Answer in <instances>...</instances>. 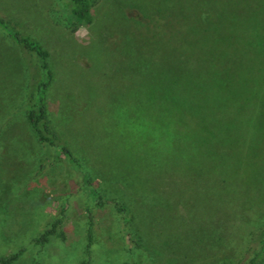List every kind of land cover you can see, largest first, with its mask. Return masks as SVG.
Instances as JSON below:
<instances>
[{
    "label": "rangeland",
    "instance_id": "1",
    "mask_svg": "<svg viewBox=\"0 0 264 264\" xmlns=\"http://www.w3.org/2000/svg\"><path fill=\"white\" fill-rule=\"evenodd\" d=\"M65 4L0 0V17L49 53L48 113L80 163L35 140L22 108L23 54L0 30V258L249 264L264 237V0H95L90 23L74 21ZM156 42V55L180 58L161 65L183 69L174 82L185 75L193 83L189 100L183 90L179 97L184 105L167 81L143 76L135 63L149 58ZM118 131L135 149L117 142ZM118 156L128 158L134 175L112 171ZM119 174L130 187L116 181ZM186 184L189 196L181 197L197 209L175 219L172 198V212L151 211L166 188ZM134 188L147 195V206L134 203ZM121 199L133 202L132 215L145 223L138 232L129 234L117 220L112 201ZM152 219L160 224L151 228ZM47 229L52 233L42 237ZM173 241L176 256L168 248Z\"/></svg>",
    "mask_w": 264,
    "mask_h": 264
},
{
    "label": "trees",
    "instance_id": "2",
    "mask_svg": "<svg viewBox=\"0 0 264 264\" xmlns=\"http://www.w3.org/2000/svg\"><path fill=\"white\" fill-rule=\"evenodd\" d=\"M94 1L95 0H66L65 5L67 6L69 14L73 17L74 21H76L77 23H90L91 18H92L90 9ZM207 14L208 13L206 12V16L204 17L209 19ZM187 26H189L190 28H192V30L195 31L197 24L195 22L194 23L191 22V23H187ZM0 30L3 31L7 36H9L11 40L17 46L20 47L22 54H23L22 62L26 70V81L24 84V95H23L22 108L24 110V116H25L27 125L30 131L32 132V134L34 135L35 140L43 148H47L48 146L59 147L61 154L66 155L71 162H74L79 165L80 164L79 161L73 155L68 145L62 140L57 128L54 126L49 116V113H48L46 94L52 82L54 72H53V69L49 61V53L47 49L43 46V44L38 38L32 36L30 33L19 30L10 20H7V19L4 20L2 17H0ZM160 44L161 43L156 42L153 45L157 50L150 53L148 55L149 58H147L146 56L140 55L139 58L141 60L140 61L136 60L137 62L135 61V63H137L138 67L140 68L139 72H141L143 76H147L144 74L148 73L150 77H153L152 79L155 78L160 81L161 80H164L165 82L167 81L166 83L169 85L168 86L169 90L173 91V92L171 91V96L173 97V99H178L179 100L178 103L179 104L181 103L184 105L183 100L185 99L189 100L187 97L188 95L193 94V92L195 91V88L193 86V83H190L191 79H187L185 75H184V79L179 78V83L181 84L174 82V81H177V79L174 78L175 77L174 74L179 73V71L182 72L183 70L182 68H179L178 65L172 66V67L161 66L164 63L171 65L170 63L178 62L180 58H174V56L172 57V55L170 56L166 53H163L162 55L160 54L156 55L157 53L156 51L160 49V46H161ZM142 60H145V61H142ZM147 67H149L150 70L144 71L143 69H146ZM185 71L190 72L189 70H185ZM182 90L184 91V93H187V94L185 95L183 94L182 96L183 100L180 101L179 97H181L182 95ZM111 110L113 112V108H111ZM159 111L161 110L159 109ZM124 112L125 110H123L122 112L119 111L118 116H123ZM111 120L113 121L111 127H113V125H116L115 116L111 118ZM122 135H123L122 132H119V131L117 132V135L115 134V137L117 136L118 138L117 142L121 145H124L126 148L135 149V142L125 141V138L122 137ZM112 136L114 137L113 132H112ZM120 140L121 141L124 140L123 142H126L127 144H124ZM118 155H121V154L119 153ZM114 160L117 161L116 164L118 165V168L112 167L113 172L115 171L120 172V170L124 169L129 173L130 176L134 175V172L130 171V169L132 170L135 169L134 167L132 168V164L131 166H130V163L124 164L126 160H127L126 162H128V158L118 156L114 158ZM150 168L152 167L150 166ZM122 175L124 176V174ZM120 176L121 175L119 174V176L116 177L117 178L116 181H118V183L120 184H128V186L130 187L129 185L130 182L125 180L123 177L121 178ZM133 177L134 176H132V178ZM153 177H155L154 174L148 178H150V180H153L154 179ZM201 182L202 181L197 183L193 192H195V190L197 189V186L199 185V183L201 184ZM137 183L140 184L141 182H139V180L137 179ZM161 183H164V182H161ZM189 184H186L185 188H181V187L175 188V189L166 188L165 190H166L167 197L166 198L164 197V199L157 200V202H155V204L153 205L157 206L158 208L154 207L151 209V211H155L158 209L160 210L170 209V212H172L173 211L171 207L172 203H170V201L172 200V198H176L175 205L172 204L173 206L177 208V210H175L176 214L174 212V215L177 216L175 217V219L181 218V215L183 212H189L190 210L193 209V207L195 208L194 201L190 202L189 199H187V197L186 199L181 197L182 195H186V196L188 195L187 192L189 189L188 187ZM132 190L134 191L133 193L134 203L136 205H139L140 207L147 206L145 204V202H147V195L143 193L142 191H140L139 188H134ZM208 192L209 191H207V193ZM98 197H99V200L97 202H98V205H100L101 203L104 202L103 201L104 198L99 192H98ZM112 205L113 207H116V210H117L116 218L120 222L121 227L125 229L129 234L131 233V228L134 229L133 231L138 230L136 229L138 227V222H141L143 226L145 225V223H143L142 221L136 220L135 216L132 215L131 207H133V202L129 203L125 199H121L117 201H112ZM226 206L227 204L224 205L223 207H226ZM228 207H229V202H228ZM171 221L175 222L176 226L181 227L179 222H177L178 220H174V221L171 220ZM90 223L91 222H89V227L87 228V233H86V240H87L86 250L87 251H89V248L91 246V241H92ZM158 224H160L159 220H154V219L150 220L151 228H154V226ZM48 233H52V229L45 230V232L42 234V237H45V235ZM174 241L172 242L170 246H168V248L170 250V253L176 256L174 246H176L177 244H175ZM257 242H258V248L256 251H254V256L249 259V262H248L249 264H257V259L264 257V237L262 236L258 237ZM134 244H135V241H134ZM172 246H173V250L171 249ZM14 257H15V254L0 258V264H9V262ZM184 257H186L185 254H184ZM223 264H227V263H223Z\"/></svg>",
    "mask_w": 264,
    "mask_h": 264
}]
</instances>
